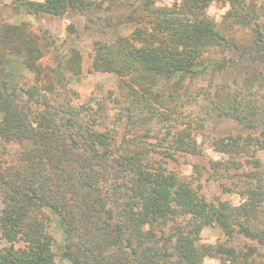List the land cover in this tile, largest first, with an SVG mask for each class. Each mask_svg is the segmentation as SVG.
Returning <instances> with one entry per match:
<instances>
[{"label":"trees","instance_id":"1","mask_svg":"<svg viewBox=\"0 0 264 264\" xmlns=\"http://www.w3.org/2000/svg\"><path fill=\"white\" fill-rule=\"evenodd\" d=\"M67 1L22 4L52 13ZM136 1L153 23L150 19L149 26L136 28L129 37L97 42L91 63L94 71L119 76V109L110 117L114 123L124 121L119 141L106 124L110 121L102 98L73 104L68 85L82 72L77 50L68 57L57 55L53 66H42L33 33L25 26H0V237L6 242L0 264H53L46 212L56 219L61 233L57 248L70 264H200L202 257L216 253L255 264L252 258L260 256L252 247L237 255L220 245L196 246L189 235L197 232L192 227L198 222L205 226L215 221L230 234V226L238 227L264 247L261 163L253 160V170L236 174L257 185L247 190L240 206L221 201L214 207L198 200L187 181L156 155L197 153L191 123L180 129L169 123L175 119L170 109L180 100L185 106L202 95L209 101L208 113L236 121L245 130L257 129V109L242 93L258 80V71L244 75L242 92L232 95L224 84L214 92L190 86L248 63L264 65V37L256 30L250 48L228 41L202 16L209 0H177L179 4L162 10L151 9L154 0ZM235 2L237 8L245 3ZM255 13L229 11L227 18L245 23ZM211 47L229 50L236 58L209 62L203 53ZM23 70L33 79L22 76ZM238 141L232 136L214 139L215 151L227 157L212 165L226 177L242 168L235 157L247 147ZM189 215L194 220L184 219ZM258 217L262 227L252 228Z\"/></svg>","mask_w":264,"mask_h":264},{"label":"rangeland","instance_id":"2","mask_svg":"<svg viewBox=\"0 0 264 264\" xmlns=\"http://www.w3.org/2000/svg\"><path fill=\"white\" fill-rule=\"evenodd\" d=\"M45 1L0 0V26H25V29L33 33L34 39H37L41 46L42 57L37 64L42 66H53L57 55L68 57L70 51L77 50L82 72L78 77H73L75 80L71 79L68 85V88L75 93L72 95L73 104L81 105L91 98L92 100L102 98L110 121L106 124L108 129H114L116 140L119 141L124 134V121L114 123L110 119L119 109L118 105H115V99L121 96L119 76L113 72H99L91 68L96 43L107 40L109 36L129 37L136 28L149 26L148 22L153 23V20L144 18L141 2L136 0H74V3L68 0L62 8L59 7L52 13L40 10L36 12L35 9L22 4V2L45 3ZM243 1L245 2L243 8H237L235 0H209L202 16L228 41L250 48L255 44L256 30H259L264 37V0ZM175 4H179V1L154 0L151 9H171ZM229 11H238L240 15L253 14V12L258 14L255 13L253 20L247 19L245 23H237L233 18H227ZM56 12L57 14H54ZM203 57L209 62H217L223 58L232 61L236 58V54L229 50L211 47L203 53ZM254 70L260 73L258 80L250 82L242 94L247 102L257 109L255 110L257 129L245 130L236 121L219 119L208 113L209 101L202 95L195 100V103L191 102L185 106L181 105L180 100L178 105L173 108L171 106L170 110L174 115L172 117L175 119L169 123L175 125L177 129L183 128L188 122L191 123L192 134L197 141V153L196 155L176 153L172 158L156 155L167 162L168 169L173 171L176 177L187 181L198 200L203 198L208 205L214 207H217L218 202L221 201L227 202L231 207L240 206L246 198L247 190H253L257 185L250 179L235 178L236 174L253 170L254 167L251 165L253 160L261 163L260 170H264V65L248 63L242 69L226 70L219 77L194 80L190 86V90L206 88L214 92L218 89V84H224L229 87L231 95L236 94V90L241 93L244 86L243 76L251 74ZM22 76L33 79V76L24 70ZM19 83L26 82L20 80ZM227 136L238 137V143L247 147V151L235 157L241 164V170H230L226 177L225 173L215 169L212 163L226 159L225 154L215 151L213 144L214 139ZM9 149L13 151L17 148L14 146ZM173 191L174 189L170 190ZM171 198L174 199L176 196L173 195ZM1 208L0 202V210ZM46 215L51 220L49 232L54 240L53 264H70L61 257L57 248L61 233L56 225V219L50 212H46ZM258 218L256 222L250 223L252 228L262 227V219ZM184 219L194 220L190 215L186 218L184 216ZM192 228L197 229V232L189 235L196 246H212L214 249L220 245L225 250L233 249L237 255L245 254L247 249L252 247L260 255L253 257V262L264 264V247L241 234L238 227L230 226L228 229L231 234L215 221L205 226H200L198 222ZM4 245L6 242L0 237V248ZM249 262L216 253L202 257L200 264H249Z\"/></svg>","mask_w":264,"mask_h":264}]
</instances>
